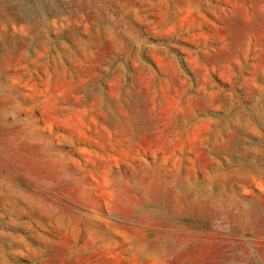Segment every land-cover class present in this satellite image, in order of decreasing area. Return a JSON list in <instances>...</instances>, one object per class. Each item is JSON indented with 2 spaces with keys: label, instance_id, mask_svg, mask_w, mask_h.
Listing matches in <instances>:
<instances>
[{
  "label": "rangeland",
  "instance_id": "rangeland-1",
  "mask_svg": "<svg viewBox=\"0 0 264 264\" xmlns=\"http://www.w3.org/2000/svg\"><path fill=\"white\" fill-rule=\"evenodd\" d=\"M0 264H264V0H0Z\"/></svg>",
  "mask_w": 264,
  "mask_h": 264
}]
</instances>
